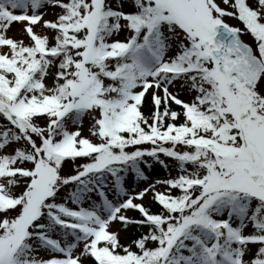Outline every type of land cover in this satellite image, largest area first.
<instances>
[{"label": "snow or ice", "instance_id": "snow-or-ice-1", "mask_svg": "<svg viewBox=\"0 0 264 264\" xmlns=\"http://www.w3.org/2000/svg\"><path fill=\"white\" fill-rule=\"evenodd\" d=\"M0 264H264V0H0Z\"/></svg>", "mask_w": 264, "mask_h": 264}, {"label": "rangeland", "instance_id": "rangeland-1", "mask_svg": "<svg viewBox=\"0 0 264 264\" xmlns=\"http://www.w3.org/2000/svg\"><path fill=\"white\" fill-rule=\"evenodd\" d=\"M165 176L166 173L162 169H159L157 166V171L150 175V179L164 178Z\"/></svg>", "mask_w": 264, "mask_h": 264}]
</instances>
